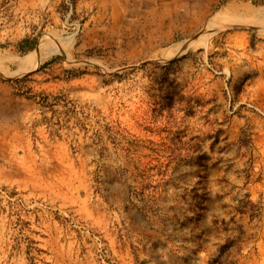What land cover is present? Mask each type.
I'll list each match as a JSON object with an SVG mask.
<instances>
[{"label":"rangeland","instance_id":"rangeland-1","mask_svg":"<svg viewBox=\"0 0 264 264\" xmlns=\"http://www.w3.org/2000/svg\"><path fill=\"white\" fill-rule=\"evenodd\" d=\"M239 233L219 262L264 264V0H0V264H217Z\"/></svg>","mask_w":264,"mask_h":264},{"label":"trees","instance_id":"trees-1","mask_svg":"<svg viewBox=\"0 0 264 264\" xmlns=\"http://www.w3.org/2000/svg\"><path fill=\"white\" fill-rule=\"evenodd\" d=\"M33 41H34V39H32V40L30 41L29 38H27V37L23 38V39L20 41V44H21V43H24L25 46H24L23 48H21V49H25V50H30V49H32V47H33V44H32ZM43 65H44V64H43ZM242 208H243V206H239V205H236V206H235V209H236L237 211H239V212H242ZM240 240H241V239H240V233L237 234L236 236L234 235V236L232 237V239H228V241H229L228 244H230V245L225 244V245H222V246L220 247L219 254H218L217 257H215V259L213 260V263H217V264H225V263L219 262V259H220L223 255H225V258H227V257L231 254V252H232V250L230 249L229 246L234 247L235 245H237V243H238ZM225 253H226V254H225ZM235 262H236V260H233L232 262H229V263H230V264H234Z\"/></svg>","mask_w":264,"mask_h":264},{"label":"bare ground","instance_id":"bare-ground-1","mask_svg":"<svg viewBox=\"0 0 264 264\" xmlns=\"http://www.w3.org/2000/svg\"><path fill=\"white\" fill-rule=\"evenodd\" d=\"M231 18V17H230ZM220 20V19H219ZM224 22V21H223ZM231 22V21H230ZM210 26L209 27H214L215 25H217L216 24V22L214 21V20H211L210 21ZM210 29V28H209ZM218 30V29H217ZM211 32H204L202 35H200L195 41H193V42H191L190 44H189V48H192L193 46H199V45H205L206 44V42H207V40H208V38H209V34H210ZM49 44V43H48ZM187 47V48H188ZM52 52V49H44V47H41V48H39V50H38V52L36 53V55H35V59H40V58H42L44 55H47V54H49V53H51ZM34 54H35V52H34ZM33 54V55H34ZM32 60V59H31Z\"/></svg>","mask_w":264,"mask_h":264},{"label":"water","instance_id":"water-1","mask_svg":"<svg viewBox=\"0 0 264 264\" xmlns=\"http://www.w3.org/2000/svg\"><path fill=\"white\" fill-rule=\"evenodd\" d=\"M188 46H189V44H188V43L184 44V47H183V49L185 50V49H186Z\"/></svg>","mask_w":264,"mask_h":264}]
</instances>
